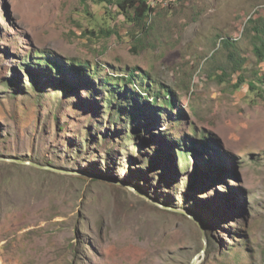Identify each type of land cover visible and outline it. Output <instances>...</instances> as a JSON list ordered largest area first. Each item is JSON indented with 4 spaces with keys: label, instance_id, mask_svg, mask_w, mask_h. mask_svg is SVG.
<instances>
[{
    "label": "rangeland",
    "instance_id": "obj_1",
    "mask_svg": "<svg viewBox=\"0 0 264 264\" xmlns=\"http://www.w3.org/2000/svg\"><path fill=\"white\" fill-rule=\"evenodd\" d=\"M263 7L177 0L144 35L115 6L0 0V264H264V84L247 83L264 73L247 30ZM35 52L62 64L58 77L75 89L29 66ZM127 67L171 90L172 104L121 81L107 109L104 81ZM117 103L138 113L132 132ZM180 140L203 171L189 191ZM207 156L221 168L213 182Z\"/></svg>",
    "mask_w": 264,
    "mask_h": 264
},
{
    "label": "trees",
    "instance_id": "obj_2",
    "mask_svg": "<svg viewBox=\"0 0 264 264\" xmlns=\"http://www.w3.org/2000/svg\"><path fill=\"white\" fill-rule=\"evenodd\" d=\"M82 1L86 2L87 0H82ZM90 1H92L95 4H104V7L107 10H109L115 6L116 7L115 10L117 11V14H122L124 16L125 20L130 25L136 27L137 30L140 31V33H142L144 35L149 34V32L151 30V26L149 23L151 17L159 9L164 8L165 6H167L169 8L177 2V0H171V1H169L168 5L164 6L163 3H165L168 0H163V1H159V0H90ZM249 23L253 24L250 27V29H247L249 34H250L251 43L253 46V51L257 57V60L260 62H264V16H261L258 19H252L251 18V19H249ZM88 32L90 34L94 33L93 29L89 30ZM100 32L104 33V34H112L113 33V31H110V30L109 31L108 30L107 31L102 30ZM222 40H223V44L226 47L233 46L232 40H230L228 37H224ZM137 43H141V40L139 38L137 39ZM42 54H44V53L43 52L42 53L35 52L34 55L32 53H29L28 56L31 57V62H29L28 65L30 66L32 63H34L38 67H42L44 69V71H46V72L51 71V74H53L56 77V81L52 83V87L60 88L59 90L64 92V93L67 91H70V90H74L75 87L72 85L70 86V83L68 81H66L63 78L58 77V75H61V73L63 71L62 64L58 63L56 60L50 59L48 56L41 57ZM229 57H230V59H232L234 61V71L235 70L236 71L237 70L244 71V69H242L243 59L240 60L233 51L229 52ZM71 67L79 69L77 66L74 67L71 65ZM81 67H85V66H81ZM92 68L95 71L98 70L97 65H93ZM95 74H98V73H95ZM115 74L116 75H112V76L110 75L113 79L110 77H106V79H105L106 81H104L107 86H110V82L114 86V87L113 86L108 87V88H110L109 93H108V97H107V99H105V102H104V104L107 106L106 107L107 109L112 105V102L110 100H114L115 98L116 99L118 98L117 90L120 87L119 82H121V81H122L121 83H124L125 85L126 84H131V85L134 84L135 86H139V88L142 92L145 90L146 95H145L144 99L146 101H148V96L151 93L152 97H153V101L155 103L160 98L164 104H169V105L172 104L171 95H173V94H172L171 90L161 88V86L159 84H156L155 81L152 80V78L149 79L148 83L144 84L143 82H144L145 76L138 73L137 67H133V68L127 67L124 69V71L123 70H120L119 72L116 71ZM149 77H150V75L148 73H146V78H149ZM113 80H115L116 82H113ZM244 81L246 82L247 79L245 77V74L242 73L238 76V83L234 84V87L239 88L240 85L242 84V82H244ZM28 82H30V85L34 88L37 86V83H38L35 76H31V79ZM247 83H248V86L250 89L258 91V92H260V91L263 92L261 87L258 86L257 83H263L264 84V73L259 75L254 80L253 79L249 80ZM113 89H115V91ZM135 94L138 96V98L140 100H142L141 103H144L142 96L139 95L137 92H135ZM109 97H110V100H109ZM131 101L135 102L133 100H131ZM112 109H113V112H117L122 117L128 118L126 121L127 126L125 127V129H123V131L124 132H132L133 129H132V126L130 125V123L133 120H136L135 115H137L138 113L135 114L134 112L129 111V109H127V107L124 106L123 104H118V103L113 105ZM128 113L131 116H128ZM141 116H143V115H141ZM55 118L57 121V119H58L57 115H55ZM143 118H144V116H143ZM111 122H113V124H115V121H111ZM88 134L90 135V132ZM182 143L183 142L180 140L176 144L177 145L176 147L182 150V151H177L178 155L180 157V162L182 164V167H183L184 171H185V168H189L190 166H192V168H193V172L187 173L186 174L187 176L185 177L184 181L182 182L183 186L186 188V190L189 191L192 188L194 189V187L197 185V175L202 174L203 171L201 168H199V166L197 164H195L197 162H194V159H192V161L194 162L193 165L191 164L190 153L187 152L188 151L187 149H184L183 147H181L183 145ZM207 157H208V159H205V163L210 168V172H212L211 182H213L218 177V175H219L218 173H220L221 168H219L220 164L216 160H215V162H216L215 163L213 158H210L209 156H207ZM48 164H49V162H48Z\"/></svg>",
    "mask_w": 264,
    "mask_h": 264
},
{
    "label": "water",
    "instance_id": "obj_3",
    "mask_svg": "<svg viewBox=\"0 0 264 264\" xmlns=\"http://www.w3.org/2000/svg\"><path fill=\"white\" fill-rule=\"evenodd\" d=\"M15 161H17L18 163H24V164H30V165H33V166H36V167H39V168H42V169H51V170H55L54 167L52 166H48V165H40V164H37L35 162H30V161H26V160H22V159H15ZM186 216L188 218H190L192 221H194L196 223L197 226L200 227V229L202 230V237H203V241H204V244H206V238H205V233L202 229V226L200 224V220L195 216L193 215L192 213H186ZM205 252V245L204 247L201 249V253H204ZM190 264H199V256L198 255H195L192 259H191V262Z\"/></svg>",
    "mask_w": 264,
    "mask_h": 264
},
{
    "label": "built area",
    "instance_id": "obj_4",
    "mask_svg": "<svg viewBox=\"0 0 264 264\" xmlns=\"http://www.w3.org/2000/svg\"><path fill=\"white\" fill-rule=\"evenodd\" d=\"M159 1H163V0H159ZM169 1H171V0H168V1H166L165 3H163L164 6H165V5H168V4H169ZM263 10H264V7H263Z\"/></svg>",
    "mask_w": 264,
    "mask_h": 264
}]
</instances>
